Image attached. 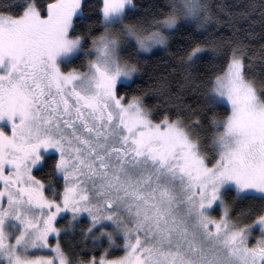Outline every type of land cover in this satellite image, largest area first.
I'll return each instance as SVG.
<instances>
[{
	"label": "snow or ice",
	"instance_id": "6c2138e0",
	"mask_svg": "<svg viewBox=\"0 0 264 264\" xmlns=\"http://www.w3.org/2000/svg\"><path fill=\"white\" fill-rule=\"evenodd\" d=\"M221 11L0 4V264H264V0Z\"/></svg>",
	"mask_w": 264,
	"mask_h": 264
},
{
	"label": "trees",
	"instance_id": "16d2710c",
	"mask_svg": "<svg viewBox=\"0 0 264 264\" xmlns=\"http://www.w3.org/2000/svg\"><path fill=\"white\" fill-rule=\"evenodd\" d=\"M9 2V0H0V4ZM136 3L146 4L150 2V0H134ZM161 3H164L165 0H160ZM209 3L214 5V10L220 14L221 16H224V12L221 11L223 8L224 11H227L229 8L235 9L237 6L245 5L249 3V0H208ZM227 18V17H225ZM224 31H228V29L225 27L223 29ZM179 41L173 42V50L177 48V44ZM255 43V42H254ZM157 57H161L164 61H170L172 59L171 56H169L166 53L160 52L157 53ZM157 57H153L152 61L150 62L148 68L150 72H160L165 67L164 63H162ZM79 61H77V64Z\"/></svg>",
	"mask_w": 264,
	"mask_h": 264
},
{
	"label": "rangeland",
	"instance_id": "374dc122",
	"mask_svg": "<svg viewBox=\"0 0 264 264\" xmlns=\"http://www.w3.org/2000/svg\"><path fill=\"white\" fill-rule=\"evenodd\" d=\"M54 242V241H53Z\"/></svg>",
	"mask_w": 264,
	"mask_h": 264
}]
</instances>
